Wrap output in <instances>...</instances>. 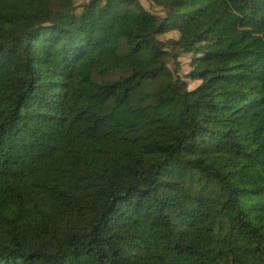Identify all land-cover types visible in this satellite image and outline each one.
Returning <instances> with one entry per match:
<instances>
[{
    "label": "trees",
    "instance_id": "16d2710c",
    "mask_svg": "<svg viewBox=\"0 0 264 264\" xmlns=\"http://www.w3.org/2000/svg\"><path fill=\"white\" fill-rule=\"evenodd\" d=\"M0 0V264H264V0Z\"/></svg>",
    "mask_w": 264,
    "mask_h": 264
},
{
    "label": "rangeland",
    "instance_id": "374dc122",
    "mask_svg": "<svg viewBox=\"0 0 264 264\" xmlns=\"http://www.w3.org/2000/svg\"><path fill=\"white\" fill-rule=\"evenodd\" d=\"M53 6L51 10V23L56 21L58 17L65 16L63 15L64 8L62 6L64 4L62 1L65 0H52ZM68 6H71V9L77 13H82L84 9L89 6L92 7H101L104 5L105 0H67ZM140 4L146 9L147 11L151 12L154 15H161L162 5L159 2L153 0H139ZM10 60V56H5L0 59V91H8L10 89L11 82L10 78L7 75V63Z\"/></svg>",
    "mask_w": 264,
    "mask_h": 264
}]
</instances>
